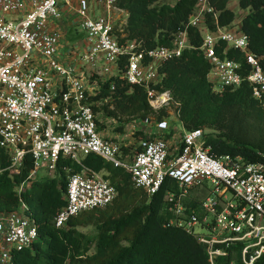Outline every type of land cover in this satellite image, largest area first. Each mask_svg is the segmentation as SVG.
Returning <instances> with one entry per match:
<instances>
[{
  "label": "built area",
  "instance_id": "obj_1",
  "mask_svg": "<svg viewBox=\"0 0 264 264\" xmlns=\"http://www.w3.org/2000/svg\"><path fill=\"white\" fill-rule=\"evenodd\" d=\"M209 14L216 19L214 30L208 26ZM128 16L119 0H0V150L10 163L0 174L20 175L30 160L32 170L17 188L21 194L41 170L55 175L59 161L69 160L73 166L64 167L66 203L53 220L61 229L70 218L115 201L117 189L106 178V169L85 163L89 156L101 157L124 169L150 197L168 186L167 225L204 244L210 264L264 262V163L212 152L208 131L186 130L180 104L169 91L158 90L162 66L198 50L211 64L208 80L215 92L248 83L264 108V57L251 53L240 25L219 26L210 0H199L170 46L148 49L128 40ZM65 19L80 25L87 36L62 55ZM190 28L202 38L199 47L191 41ZM222 47L223 56L218 52ZM229 49L245 54V65L228 58ZM119 78L145 90L154 115L127 121L94 111L91 98L101 94L106 82ZM115 88L113 82L111 90ZM161 110L168 116L159 120ZM176 122L184 128L181 135ZM109 124L113 131L133 129V139L145 126L144 135L154 137L141 141L136 151L129 140L105 134ZM203 189L207 196L192 198L190 190ZM38 239V225L25 203L0 211V264H16V254L33 252Z\"/></svg>",
  "mask_w": 264,
  "mask_h": 264
},
{
  "label": "trees",
  "instance_id": "obj_2",
  "mask_svg": "<svg viewBox=\"0 0 264 264\" xmlns=\"http://www.w3.org/2000/svg\"><path fill=\"white\" fill-rule=\"evenodd\" d=\"M164 1L119 0V6L129 15L128 40L140 42L148 49L172 44L174 36L186 28L199 0H178L174 6ZM230 1L210 0L221 27L235 21L236 15L228 7ZM239 8L246 11L240 28L249 39V50L264 57V0H239ZM208 26L212 30L216 28L214 14L208 15ZM189 33L192 43L199 47L202 42L199 32L190 28ZM223 48L218 49L221 55ZM227 56L243 65L246 63L245 54L239 50L229 49ZM210 69L211 64L198 50L187 51L162 66L164 77L158 90L169 91L180 104L177 109L186 130L208 131L207 142L212 152L264 163V108L254 98L248 83L215 92L208 80ZM113 82L116 88L112 91ZM91 101L97 114L119 120L154 115L145 90L120 78L106 82L101 94ZM167 116L161 110L157 117L162 120ZM115 130L121 132L122 127ZM153 137L142 131L134 133V138L140 141L147 142ZM130 149L124 148L126 152ZM140 149L139 146L136 151ZM0 152V168L6 169L10 164L8 156L3 150ZM85 163L98 171L106 169V178L116 187L117 197L105 209L70 218L61 229L55 227L53 220L66 203L68 181L64 167L73 166L69 160L59 161L54 178L36 179L21 194L17 188L32 170L30 160L20 175L11 176L8 171L0 174V211L15 210L25 203L38 225L39 239L34 251L18 252L16 264H210L204 244L183 229L167 225L170 216L165 212L164 199L168 186L150 197L134 185L124 169L93 155ZM171 188L177 190L176 186ZM82 227H94L96 235H86L79 230Z\"/></svg>",
  "mask_w": 264,
  "mask_h": 264
},
{
  "label": "rangeland",
  "instance_id": "obj_3",
  "mask_svg": "<svg viewBox=\"0 0 264 264\" xmlns=\"http://www.w3.org/2000/svg\"><path fill=\"white\" fill-rule=\"evenodd\" d=\"M178 0H165L164 2L166 4H169L171 6H174L176 4ZM229 9H231L236 17H235V21L234 23H237L238 25H240L242 17H244L246 15V11H242L239 8V0H231L229 3ZM72 20H67L65 19L62 23L61 26L63 27L64 31H62L64 33V37L62 40V47L60 49V53L63 55L66 52V48H73L76 45H80L84 42V40L86 39L87 33L81 28L80 25L78 24H73ZM66 25L68 26V29L66 27ZM109 123V122H108ZM176 128H177V133L178 135H181L184 133V128L181 126V124L179 122H176L175 124ZM106 130L104 131L102 129V131H104L105 134L109 135V136H114L116 139L119 140H129L128 143H131V145H133L135 148H138V146L140 145L141 141L138 140L137 138L133 139V129H129L126 127H123V130L121 132L119 131H113L112 130V125H108V127H105ZM101 129V127H100ZM140 131H146V127L145 126H141L140 127ZM54 174L49 173L47 171L41 170L38 174V180L39 181H43L45 180V178H54ZM205 197L208 195V192L203 189L202 192L197 193L196 190H190V194L193 195L192 198H194L196 195H201ZM230 195V193H229ZM79 230L83 233H85L88 236L94 237L96 235V230L94 227H87V228H79ZM198 231L203 232L202 229L198 228ZM204 233V232H203ZM91 252H94V250H92Z\"/></svg>",
  "mask_w": 264,
  "mask_h": 264
}]
</instances>
